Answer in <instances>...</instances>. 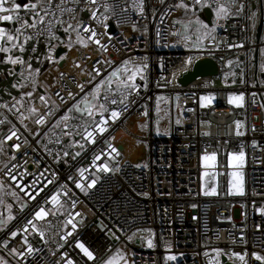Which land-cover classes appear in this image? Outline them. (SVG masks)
<instances>
[{
	"label": "built area",
	"instance_id": "built-area-1",
	"mask_svg": "<svg viewBox=\"0 0 264 264\" xmlns=\"http://www.w3.org/2000/svg\"><path fill=\"white\" fill-rule=\"evenodd\" d=\"M253 1L264 3L207 0L211 6L201 8L193 6L192 0H183L191 9L186 12L175 7L182 0H164L163 4L160 0H97L93 8L97 19L108 17L107 34L101 37L107 50L88 40L87 48L81 46L75 42L76 32L85 38L89 34L83 26L70 29L67 43L72 41L80 52L76 57L55 59L49 70L53 84L39 79V108L34 118L29 120L19 102L0 99V140L8 152L7 162L0 167V186L23 202L15 221L0 232V264H66L68 259L85 264L87 258L76 248L77 240L94 253L95 260L87 264H102L117 254L124 258L119 264H223L221 256L226 263L261 264L252 254L264 257V83L251 79V67L254 51L264 49V36L258 42L252 38L258 20L249 14ZM104 4L112 7L105 12ZM220 5L227 6L228 15L218 19L214 9ZM240 5L243 9L237 13ZM63 7L72 8L77 19L98 33L105 31L80 10L83 4L64 0ZM205 8L212 11L207 28L192 19L195 14L205 24L199 17ZM18 15L32 22V13L21 10ZM71 15L51 7L42 23L35 18V28L22 27L27 48L20 75L28 63L39 60L41 46L54 41L48 39L49 27L59 36L68 22L75 25ZM57 19L65 24H57ZM26 36L31 39L25 40ZM188 58L192 61L188 70L198 59L214 60L218 76L180 86L177 78L185 72L181 68ZM123 61L129 62L127 72ZM233 61H241L243 78L238 86L229 87L223 81L235 76L238 68L229 69ZM138 67L137 82L99 91L98 110L88 115L90 119L72 114L76 103L94 94L97 84L117 68L128 74ZM95 69L100 70L99 76ZM131 84L136 88H130ZM69 92L74 95L70 97ZM206 93L213 96L212 103L201 107L200 98ZM240 94L243 107L228 104L229 95ZM157 100L161 103L155 113ZM112 110L120 113L115 123L109 119ZM41 116L44 123L37 125L35 120ZM156 116L170 122L169 130L159 136L151 130L141 136L126 126L130 118L152 121ZM102 119L107 120L103 134L97 127ZM10 130L17 135L6 140ZM118 131L146 143L141 161L128 159L111 138ZM13 144H19V149L12 148ZM241 152L243 167L238 170L244 180L243 193L232 196L228 194V158ZM213 155L215 167L201 168L200 157ZM102 165L110 170L103 171ZM204 170L217 175L212 196L200 191ZM52 196L58 203L52 202ZM41 208L46 215L37 220L35 212ZM11 231L17 232L15 238ZM237 253L245 260H239ZM172 255L175 260L166 259Z\"/></svg>",
	"mask_w": 264,
	"mask_h": 264
},
{
	"label": "snow or ice",
	"instance_id": "snow-or-ice-1",
	"mask_svg": "<svg viewBox=\"0 0 264 264\" xmlns=\"http://www.w3.org/2000/svg\"><path fill=\"white\" fill-rule=\"evenodd\" d=\"M63 2L64 0H60V3H55L54 4V0H35V2H32V0H29V2H25V3H20L19 0H0V21H6V22H15L16 24H20L21 27H16L15 28V33L16 35L12 34V33H9L6 31V29L4 28H0V40H7V42L11 43L13 40L17 39L18 38V35L19 33L21 32V28L22 27H32V28H35L36 27V19L35 18H39L40 22L42 23L44 21V16L48 15L49 14V11H50V8L51 7H55L57 10H59L60 12H64V11H68L69 13H72L71 15V20H75L76 23L75 25L71 22H68L67 23V26L66 27H63V31L65 34H69V30L72 29L73 31H75L77 28H79L80 26H83V32L84 33H88L89 35L85 38L83 36L80 35V33L77 31L76 32V43L80 44L81 46L83 47H88V44L86 43V40L88 41H91L92 43L96 44V45H100L101 48H103L105 51L107 50L106 49V46L103 45L101 43V37L105 36L107 34L106 32V29H107V23L106 21L108 20V17L105 16L103 20H98L97 19V12L93 10V8L96 6L97 4V0H72V3L74 5H77L79 6L80 4H83V7L80 9L82 12H87L89 14L88 16V19L90 21H95L99 27H102L105 29L104 32H100L98 33L96 31L95 28L85 24V21L82 20V19H77L76 17V14L74 12V10L72 8H64L63 7ZM236 0H233V4H235ZM160 3H164V0H160ZM192 5L195 6V5H199L201 8L203 7H210L211 5L207 2V0H192ZM104 9H105V12H107L109 10L110 5L108 4H104L103 5ZM175 7L177 8H183L185 9L186 12L190 11V6L186 3L182 2L179 3V4H176ZM243 9V5H240V7L237 8V13H239L240 11H242ZM21 10H23L25 13H32V16H33V19H32V22L29 24L28 21L24 20L23 17H21L20 15H18ZM143 10V9H142ZM215 13H216V17L219 19L223 16H227L228 15V8L226 5H220L219 7L215 8L214 9ZM41 12L44 13V15H41ZM250 19L252 17H249ZM56 23L59 24V25H64L65 22L63 20H60V19H57L56 20ZM189 23H191V20H189ZM197 24H200L201 27L203 28H207V25L206 24H203L200 20H197L196 21ZM212 31H215V28L213 27ZM47 33H48V39L49 41L51 40H59V37L55 35V33L53 32L52 30V27H49L47 29ZM38 35H43V32L39 33ZM28 39H31V37H25V40H28ZM110 39V37H109ZM72 41H69V44L66 45V47L69 48V50H71V47H72ZM235 46H240V45H235ZM12 47H19L20 48V51L21 53H23L25 51V48L23 45H15L13 44ZM49 47L50 49L51 48H54L55 45H51L49 44ZM11 51L10 48H5L3 47L2 45H0V52H9ZM33 52H35V47L33 48ZM66 56L67 54L65 55H61L59 57V60H64L66 59ZM46 59L49 61V62H52V56L49 54ZM7 63L15 66L17 64L21 65V67L24 66V64L26 63L24 60L20 59L19 57L17 58H12L11 56H9L7 58ZM99 62V61H97ZM105 63H110L109 61H104ZM191 58H188L187 61H185V64L182 65V68L181 70L183 71H188V67L187 65L191 64ZM128 61H123V64L125 65V69L124 71H128L127 69V65H128ZM75 67H79V65H74ZM143 67H147V65H144ZM28 68L31 69L32 68V65L30 63H28ZM35 73H39L40 72V69L37 68L34 70ZM96 75L99 76L100 75V70L99 69H95L94 70ZM121 71L120 68H117L115 71H113L111 73V76L112 77H117V74ZM141 73V68H135L134 71L131 72V75H129L127 77V79L129 81H134L137 74H140ZM8 75H14V72L12 69H9L8 70ZM31 74V73H30ZM23 75V73L21 74ZM175 75V74H174ZM109 83H111V81H109ZM81 92H84V86L83 85H80L78 84L77 85ZM12 87H17L16 84H13ZM97 87H99V85H97ZM130 88L132 89H135L136 88V85L135 84H131L129 85ZM95 92V89L93 90ZM25 95L31 97L32 96V92H27L25 93ZM68 95L70 97H72L74 94L72 92H69ZM95 98V97H94ZM40 99L43 101L44 100V96H40ZM87 99V97H85V100ZM212 99L213 97L212 96H202L200 98V106L201 107H206L207 104H210L212 102ZM227 102L228 104L230 105H235L236 107H243L244 106V96L243 94H240V95H229L228 98H227ZM113 104L116 103L115 100L112 101ZM121 103H123V101H121ZM131 103V101H130ZM0 107H2V105H0ZM92 107L93 106H90L87 108V111L89 113V115L92 114ZM103 105H100V108L103 109ZM127 108V105H125V109ZM76 110L77 111H81L79 107H76ZM30 112H35L36 109L35 108H32L29 110ZM146 115V113H145ZM119 116H120V113L116 110H112L110 112V117L109 119L112 120L113 123H115L118 119H119ZM63 119H67V116L63 117ZM0 123H3V121H0ZM35 123L37 125H40V124H43L44 123V118L43 116L37 118L35 120ZM101 125H104V126H101ZM101 125H97L98 127V130L101 134H103L105 131H107V120H104L102 119L101 120ZM237 127L239 128V124H237ZM241 133L237 132V135H240ZM17 133L14 131V130H10V134H8L6 136V140H12L13 137H16ZM89 136H92V133H88ZM3 143L4 141L0 140V151H3ZM12 148L14 149H19L20 145L19 144H13L11 145ZM109 147L111 148V151L112 152H115L117 155H119V152L117 151V149L115 147H113L111 144H109ZM243 156H244V153L241 152L239 154L238 157H235L233 155H229V165L231 166L232 164V161L233 159H239V160H242L243 159ZM95 159H99V156L95 157ZM203 160H215V156H211V157H208V156H205V157H202ZM137 167H139L140 165L137 164L136 165ZM102 168H103V171L105 172H108L110 169L108 168L107 165H102ZM233 175H239V174H236V173H233ZM13 180L16 179L15 176H12L11 177ZM78 188L81 187V185L79 183H77L76 185ZM88 187H92V184H89ZM21 191H24V188L21 187ZM238 193L239 194H242L243 193V189L242 187H239L237 189ZM205 195H214L216 194V190L215 189H212L211 192H205L204 193ZM229 195L232 194V187H231V181H230V186H229ZM30 198L34 199L35 198V195H32ZM51 200L53 203H58V200H57V197L56 196H52L51 197ZM193 207H195V205H193ZM46 215V211L45 209L41 208L39 211H36L35 212V218L37 220H41V219H44ZM9 220L13 219L12 216H9L8 217ZM3 221H0V224H2ZM69 224H72V227L75 228L76 225L72 223L71 220L68 221ZM28 224L29 225H32V221L29 220L28 221ZM35 226L33 225V231H35ZM25 231H27V229H25ZM10 235L11 237L15 238L17 236V232L16 231H11L10 232ZM67 235H71V233H67ZM135 236V233H133V236L129 237V240H132L133 237ZM61 239H64V237H61ZM148 246L149 247H152L153 244H152V241L151 239L148 240ZM76 248H78L80 250V252L83 254L84 257L87 258V260L85 261V264H87V261H94L95 260V256H94V253L92 251L89 250L88 247H86L83 243H81L79 240L76 241ZM13 255L16 254V250L15 249H12L11 250ZM27 251L29 253H31L32 249L31 248H28ZM21 256H23V253H20ZM239 260L241 261H244L245 260V256L242 255V254H235ZM253 258L256 259V260H259L261 261V264H264V257H261L259 255H257L256 253H253L252 254ZM167 260H175L176 257L174 255L172 256H168L166 257ZM121 260H124V258L122 256H119V254H117V256H112V257H109L105 260L102 261V264H119V262ZM57 264H60V262L58 261ZM66 264H74L73 260L71 259H68L66 261ZM125 264H127V262L125 261Z\"/></svg>",
	"mask_w": 264,
	"mask_h": 264
},
{
	"label": "crops",
	"instance_id": "crops-1",
	"mask_svg": "<svg viewBox=\"0 0 264 264\" xmlns=\"http://www.w3.org/2000/svg\"><path fill=\"white\" fill-rule=\"evenodd\" d=\"M20 3L29 2V0H19ZM32 2H35V0H32ZM249 14L251 16L256 17L257 25L255 26V30L253 31L252 38L256 39V29L260 20L261 15L264 19V3L259 1H253L249 6ZM28 21V20H27ZM21 27L13 24L12 22H6V21H0V28L6 29L7 32L12 33L16 35L15 28ZM22 29V28H21ZM262 36H264V23H263V31ZM59 40H54L52 42H49L46 45L41 46L40 48V54H39V60L37 62L30 63L32 65V68L29 69L28 65L24 69V75L19 74L20 65L17 64L15 66L7 63V58L11 56L12 58L19 57L20 59H24L26 56V48H27V42L23 40L21 37V34L19 33L18 38L13 40L11 43L7 42V40H0V45H2L5 48H10L11 51L9 52H0V99H6V100H14L19 102V104L25 109L29 116V120L31 121L34 116L37 113V110L39 108L38 101H37V95L39 88V79H45V81L53 84L52 77L50 75V68L55 62V53L59 47H65L66 52L68 56L76 57V55L80 52L78 47H71V50H69L66 45L67 43V35L64 33V31L59 32ZM23 45L25 48V51L21 53L19 47H12V45ZM49 44L55 45L54 48L49 47ZM255 52V51H254ZM258 68L256 72V78H255V65L252 64L251 67V79L254 81H258L261 83H264V49L261 51H258ZM52 56V62H49L46 57L48 55ZM254 57V54H253ZM59 58V57H58ZM239 63V64H238ZM237 67V71H235V76H230L223 81V83L226 86L229 87H236L239 85V83L242 81L243 78V68L241 61H233L230 68ZM39 68L40 72L35 73V69ZM12 69L14 72V75H8V70ZM31 73V74H30ZM82 75H86V72H81ZM234 74V73H233ZM131 75V73H124L123 71H120L117 74V77H112L109 75L108 77H105L103 80H101L96 86L95 93L86 96L87 99L85 100V97L82 98L76 105L72 108L71 112L72 114H79L84 116L86 119H90L91 117L88 116L89 113L87 111V108L90 106L92 107V112H96L98 110V102H97V95L99 91L104 89H109L114 86H119L122 83H134L139 80V78L136 76L134 81H129L127 77ZM221 80V79H219ZM111 81V83H109ZM222 82V81H221ZM219 83V84H223ZM13 84H16L17 87H12ZM27 92H32V96L29 97L25 95ZM95 97V98H94ZM76 107H79L81 111H77ZM35 108V112H30L29 110ZM159 120V126L154 125V122ZM165 118H159L155 117L152 119V121L149 118L144 119H136V118H130L126 121V126L128 129L132 132L139 133L141 136H146L149 131L151 130L154 135H161L163 134L166 124H168V121L164 120ZM168 119V118H167ZM170 126V122H169ZM122 149L125 156L134 161L139 162L141 161L147 152V146L144 141L137 140L129 135H127L123 131L116 132L111 137ZM8 159V152L3 147V151H0V167L3 166ZM5 194H9L6 191H4ZM0 207H1V218L0 221H3L0 226H2V230H4L12 221L8 219L9 216H14L15 208L12 207L11 209L5 204V201L3 199V195H0ZM8 209V210H7ZM1 230V231H2Z\"/></svg>",
	"mask_w": 264,
	"mask_h": 264
},
{
	"label": "rangeland",
	"instance_id": "rangeland-1",
	"mask_svg": "<svg viewBox=\"0 0 264 264\" xmlns=\"http://www.w3.org/2000/svg\"><path fill=\"white\" fill-rule=\"evenodd\" d=\"M193 15V21L196 22L197 20H199L197 18V16L195 14ZM200 25V24H198ZM203 96H212L209 93L203 94ZM213 97V96H212ZM160 100H157L155 103V109L154 112L157 113L160 109ZM212 103V102H211ZM210 103V104H211ZM158 117V116H156ZM157 120V118H156ZM166 121H168V124H166L165 128H163V132L166 133L169 130V118L164 119ZM159 120L154 122V125H157V127L159 126ZM239 156V155H238ZM235 156V157H238ZM202 157L205 156H201L200 157V166L203 169H212L215 167V162H213L212 160H203ZM228 166L231 168L230 172L228 173V186H230V181H231V187H232V196H239L240 194L238 193L237 189L239 187H242L243 189V185H244V180H243V176L241 171H239L238 169L243 167V159L239 160V159H233L231 166L229 165V158H228ZM233 173L239 174L237 175H233ZM201 184H200V191L202 195H205V192H211L212 189L217 190V175L214 171H207L204 170L201 173ZM5 190L3 189L2 186H0V195H3V199L5 201V204L7 205V208L9 207L10 209L12 207L15 208V213L13 216V219H11V221H15V219L18 216V210H20L23 207V202L21 200H19L14 194L10 195V194H5L4 192ZM206 196H212V195H206ZM8 210V209H7ZM0 215H1V207H0ZM0 219L1 216H0ZM11 222V223H12ZM2 230V226H0V232Z\"/></svg>",
	"mask_w": 264,
	"mask_h": 264
},
{
	"label": "water",
	"instance_id": "water-1",
	"mask_svg": "<svg viewBox=\"0 0 264 264\" xmlns=\"http://www.w3.org/2000/svg\"><path fill=\"white\" fill-rule=\"evenodd\" d=\"M199 17L202 18L203 22L208 26L211 25L212 11L209 8L202 9L199 13ZM263 23L264 19L261 15L257 29H256V41L258 42L262 36L263 31ZM66 52L65 47H59L55 53V58L57 59L61 54ZM258 50L254 52V65H255V78L256 72L258 68ZM219 74L218 66L216 62L212 59H198L196 60L191 68L188 71L183 72L177 78V83L180 86H187L192 83L197 78L201 77H217ZM221 262L223 264H231L226 263V259L224 256H221Z\"/></svg>",
	"mask_w": 264,
	"mask_h": 264
}]
</instances>
